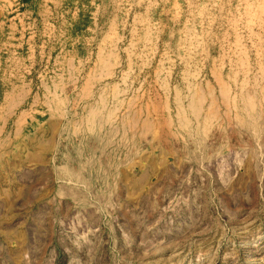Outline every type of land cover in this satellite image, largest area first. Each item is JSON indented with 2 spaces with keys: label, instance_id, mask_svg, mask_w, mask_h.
Masks as SVG:
<instances>
[{
  "label": "rangeland",
  "instance_id": "rangeland-1",
  "mask_svg": "<svg viewBox=\"0 0 264 264\" xmlns=\"http://www.w3.org/2000/svg\"><path fill=\"white\" fill-rule=\"evenodd\" d=\"M0 69V264H264V0H0Z\"/></svg>",
  "mask_w": 264,
  "mask_h": 264
},
{
  "label": "crops",
  "instance_id": "crops-1",
  "mask_svg": "<svg viewBox=\"0 0 264 264\" xmlns=\"http://www.w3.org/2000/svg\"><path fill=\"white\" fill-rule=\"evenodd\" d=\"M0 72H1V69H0ZM74 129H75V126H74Z\"/></svg>",
  "mask_w": 264,
  "mask_h": 264
}]
</instances>
